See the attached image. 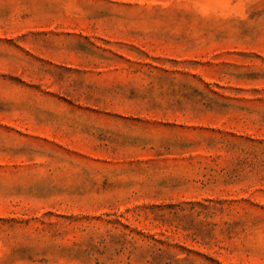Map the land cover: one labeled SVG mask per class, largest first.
Wrapping results in <instances>:
<instances>
[{"label": "rangeland", "instance_id": "rangeland-1", "mask_svg": "<svg viewBox=\"0 0 264 264\" xmlns=\"http://www.w3.org/2000/svg\"><path fill=\"white\" fill-rule=\"evenodd\" d=\"M0 264H264V0H0Z\"/></svg>", "mask_w": 264, "mask_h": 264}]
</instances>
